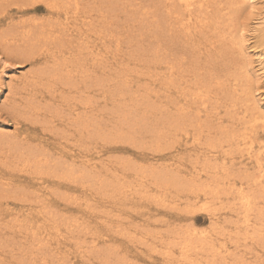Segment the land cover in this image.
I'll return each mask as SVG.
<instances>
[{"label": "bare ground", "instance_id": "1", "mask_svg": "<svg viewBox=\"0 0 264 264\" xmlns=\"http://www.w3.org/2000/svg\"><path fill=\"white\" fill-rule=\"evenodd\" d=\"M243 3L260 11L253 44L250 24L238 20ZM38 9L47 14L12 13ZM263 10L264 0H0V55L30 65L13 73L3 122L12 128L0 126V264H135L119 238L106 236L103 227L120 224L112 216L71 215L76 182L82 194L107 186L108 196L163 205L179 204L167 195L172 186L186 209L208 212L211 230L194 222L150 229L148 247L173 244L181 264H239L249 252L248 264H264L263 93L249 89L255 54L264 69ZM132 51L136 60L127 61ZM145 131L168 137L165 165L115 159L102 167L107 148L136 146ZM183 136L194 145L186 158L172 153ZM227 237L237 239L233 252Z\"/></svg>", "mask_w": 264, "mask_h": 264}, {"label": "rangeland", "instance_id": "2", "mask_svg": "<svg viewBox=\"0 0 264 264\" xmlns=\"http://www.w3.org/2000/svg\"><path fill=\"white\" fill-rule=\"evenodd\" d=\"M259 7H261V5ZM242 9L243 11L242 13H240L238 20L240 24L244 23L245 21H247L250 24L248 29L245 30V34L249 33L248 35V37L250 36L249 43L253 44V42H255V40L253 39V35H254L253 26L255 25V22L258 21L257 13H259L260 11L258 12L257 10L256 11L254 10L255 15H252L251 13L252 10L249 9V5L246 3L245 4L243 3ZM12 13H14L17 16V19H26V18H30V16H35V15L37 17H41L47 14L46 11L41 10V9L33 10L27 13H20V14H16L15 12H12ZM8 21L9 20L5 21V23H7ZM144 43H146V46H148L147 41H145ZM262 50H264V48L260 47L258 48L257 51L260 52ZM133 52H137V51H132L130 54L125 55L124 58L127 61L136 60V59H133V57L136 54L131 55ZM258 56H259L258 54H255L253 56L254 59L251 63L254 68L251 73L253 77L251 80V85L249 83V89L255 88L256 89L255 93L257 96L263 93V98H262L261 103L262 105H264V80L258 82L257 81L258 76H256V71L257 70L259 71V69H261V65L258 62ZM146 58L148 57L138 58V59H146ZM21 64L22 63L20 62H16L12 60L4 61V58L2 59L0 55V80H3L4 82L3 87L0 89V126H3V127L9 126L10 128H12V125H6L3 123L5 122L4 116L6 115L5 114V109H6V104H7L6 101H7V96L9 94L11 83H13L16 73L19 75H22L24 70H28L29 68L28 66H30V65L25 66V64L23 65ZM6 65H8V67H6ZM19 66H22V67H19ZM3 67L8 69L7 70L8 73H5V78H2L1 76ZM261 70H264V69H261ZM13 73L15 74L13 75ZM258 87H260V90H257ZM190 139L191 137L183 136V139L181 140V142H179V144H176L175 150H173L172 153L180 152L183 155H185V157L183 156V158H186L189 155V151L185 150L186 146L187 148L194 146L190 142ZM157 140H160L159 141L160 144H158ZM167 140H168V137L166 135L158 139V138H155V136H151L149 133L147 134V131H145L144 134H141V135L136 134L135 135L136 146L135 145L133 146L129 143H124V144L119 143L117 144L118 147L116 148H107L102 153V157H101L102 167L105 170H108L109 169L108 165L111 166L112 160H115V159H132L131 161L133 162L135 161L138 164H147V166H151V164L152 166H155L156 164H161V163L165 165V163H167L165 162L166 161L165 153H167L168 151V150H165ZM263 140L264 139L262 138L261 143H263ZM244 157H245L244 159L241 157L240 161H243L244 165L251 167L250 171H254L255 170L254 166L256 165V161L250 160L251 161L250 162L247 155H245ZM78 161H80V158L78 159ZM184 163L188 165V167L190 168L193 166L187 161H185ZM115 164H116V161H115ZM195 164H197V162H195ZM132 165L133 164L131 163L130 164L131 168H132ZM136 169L137 167L135 168V170ZM134 171L130 170V172L132 173H134ZM126 174L128 177H130L131 173H126L125 171V175ZM130 178H134V177L131 176ZM238 181L239 179L237 180V182ZM75 186H77L78 188H74ZM82 187L85 188L84 186L78 185V182L73 183L72 187H70L71 188L69 190L70 194L69 193L68 194L71 196V200L73 202L72 206L74 207L70 211L71 215H73L74 218L81 217L83 219L85 217L86 218L85 221H95L98 223H102V219L101 218L96 219L97 214H102V215L109 214L110 216H112L115 222L120 223V224L119 226L115 228L109 227L108 229L107 227H103L104 229H107L108 235L106 236L108 239L109 237L111 238L112 236H115L117 239L119 238L118 239L119 241H117L116 243L118 244L119 242L120 244V248L122 250L121 255L127 254L129 256V259L132 258L131 262H134L135 264H166L167 262L168 264H174V263L181 264V260L179 261L175 260L173 262V258L175 259V258L180 257V256L177 257L178 256L177 253L172 252V249H176L173 246V244H169V247L166 246L167 248H163L160 251L154 248L151 249L150 246L148 247L145 239L148 233L147 231L150 229L154 232L161 231L166 234L167 229L170 230L169 229L170 226L171 228L175 229L176 227H181V226L187 227L189 226V224L193 225V222H194V227L199 226V227H196L198 230H211V220H210V216L208 212L203 211V209H198L195 211L186 209L185 208V205L187 203L186 198L180 196V191L172 186H171V191L167 192V195L180 198L179 204L166 203L165 205H163L157 202L156 200L146 199V198L144 199L141 197L139 199L133 198L134 200L128 199L129 201L124 200L123 198H120L119 193L108 196L107 191H106L107 186H103L96 191L95 190H92V192L87 191L82 194L81 189H80ZM151 187L155 189L160 186L157 184H151ZM73 191L77 195V199L72 197V196H75ZM78 204L81 205L79 210H77L78 208H76V205ZM198 205H201V204L199 203ZM16 208L18 209L20 207L18 206ZM180 208H185L186 211L183 209L179 210ZM108 209L114 210L116 215L114 213L112 215V213L108 212ZM91 224L94 225L95 223L91 222ZM225 229L229 230L231 229V227L229 228L226 227ZM115 230L119 231L121 234ZM132 231L139 235L142 234L141 238L139 240L133 239L131 241L130 237H131ZM141 231H145V233L143 234V232ZM122 232H124L125 235L127 236L122 235L123 234ZM236 240H237L236 238L230 239L229 237H227L226 240H224L225 243L230 246V250L232 252L234 251L233 244L234 242H236ZM141 242H143V245L141 244ZM255 246L257 247L258 245H255ZM257 248L258 250H260L259 255H263L262 257H264V245L261 244ZM125 249L128 251L126 252ZM163 251H167V253L161 254V252ZM249 253H247L246 255L248 257V260H245L247 259L246 256L236 258V259H239V264H248L249 261L253 260L252 258H250L253 255V253L252 254L251 253L249 254ZM166 254H169V257L167 259H163V256ZM170 256H172V260L168 261ZM204 259L205 257L200 258L201 261H203ZM182 263L184 264V262ZM78 264H81V262ZM216 264H221V263L217 262ZM232 264H234V262Z\"/></svg>", "mask_w": 264, "mask_h": 264}, {"label": "snow or ice", "instance_id": "3", "mask_svg": "<svg viewBox=\"0 0 264 264\" xmlns=\"http://www.w3.org/2000/svg\"><path fill=\"white\" fill-rule=\"evenodd\" d=\"M6 67H8V65H6Z\"/></svg>", "mask_w": 264, "mask_h": 264}]
</instances>
